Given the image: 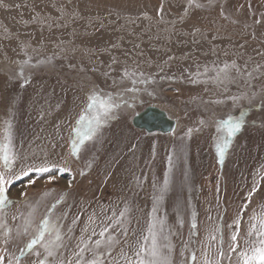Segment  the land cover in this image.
I'll use <instances>...</instances> for the list:
<instances>
[{
    "label": "rangeland",
    "instance_id": "rangeland-1",
    "mask_svg": "<svg viewBox=\"0 0 264 264\" xmlns=\"http://www.w3.org/2000/svg\"><path fill=\"white\" fill-rule=\"evenodd\" d=\"M233 62L242 72L218 82L217 70ZM137 65L156 83L137 85L147 91L134 103L132 93L124 94L128 103L114 113L118 118L85 143L79 158L71 157L72 129L90 89L122 94L132 87L122 79L125 68L131 72ZM149 106L167 112L177 130L164 135L136 129L133 118ZM241 114L245 126L221 164L217 124ZM5 121L13 125L19 155L13 169L18 178L9 187L10 198L19 201L8 210L9 217L17 216L9 219L14 228L29 204L39 202V220L62 199L56 215H65V231L74 230L64 252L71 257L93 213L111 216L127 207L139 233L155 206L173 233L176 264L188 249L199 255L218 216L227 250L228 225L254 182L259 190L241 237L249 214L264 204V0H0V135ZM45 158L56 165L52 172L23 175ZM193 210L198 236L190 234Z\"/></svg>",
    "mask_w": 264,
    "mask_h": 264
},
{
    "label": "snow or ice",
    "instance_id": "snow-or-ice-1",
    "mask_svg": "<svg viewBox=\"0 0 264 264\" xmlns=\"http://www.w3.org/2000/svg\"><path fill=\"white\" fill-rule=\"evenodd\" d=\"M194 2L195 0H189L190 4ZM233 71L241 73V66L235 62L225 63L222 69L217 70L214 78L222 82L221 76L230 79ZM20 75H23V71ZM122 79H128L132 84V87L124 89L122 94L104 93L97 87L90 89L84 112L72 129L74 135L69 141L71 157L79 158L85 143L94 141L104 126L118 118L114 113L128 103L124 94L132 93L130 99L134 103L137 94L147 91V87L140 88L137 85L147 86L156 83L151 76H145L138 65L131 72L125 68ZM24 82L27 84L28 79L25 78ZM148 94L152 95L151 92ZM230 99L236 102L240 98ZM245 122V117L241 114L238 118L222 120L217 124L221 135L215 141V148L221 164L224 163L236 134L243 129ZM5 124L6 127L0 135V264H176L174 258L176 246L171 240L173 233L166 225V218L158 215V208L155 206L152 208L151 219L146 229H141L139 233L131 228L128 219L130 209L127 207L122 211L113 210L111 216H97L93 213L88 217V223L81 230V235L76 238L75 246L71 249V257L64 255V252L69 251L74 230L68 227L65 231V225L61 223L65 215L63 213L56 215L57 204L62 203V199H57L56 203L48 207L39 220L36 219L39 202L29 204L27 214L20 213V223L15 228L10 225L9 219L17 220L16 215L9 217L8 210L19 202L10 198L9 193L10 185L18 178L13 174V169L19 155L15 151L13 125L10 121H5ZM191 132L192 129H189L187 135L190 136ZM168 163L171 171V156ZM55 166L45 158L40 164L29 165L22 172L23 175L30 172L50 173ZM260 180H264V175L260 176ZM168 185L169 180L165 179L163 191H167ZM258 190L259 184L254 182L232 224L228 225L233 230L229 235L227 250L224 246L223 218L218 216V224L209 229L207 240L201 243L199 255L196 250L188 249V256L184 258L182 264H225V260L227 264H264V204L260 205L259 212L252 211L249 214L244 236L241 237L245 212L248 211L252 197ZM21 195L25 196V203H28L27 194ZM48 195L49 193L45 192L42 199ZM159 199L162 200L163 196L161 195ZM197 217L198 213L193 210L190 225V234L193 236L199 234ZM78 220L79 217H76L72 223L76 224ZM180 224L183 225V220ZM21 238H26L23 245H16L17 251H11V246ZM185 247L187 248V245ZM117 248L119 252L114 257L113 253Z\"/></svg>",
    "mask_w": 264,
    "mask_h": 264
},
{
    "label": "water",
    "instance_id": "water-1",
    "mask_svg": "<svg viewBox=\"0 0 264 264\" xmlns=\"http://www.w3.org/2000/svg\"><path fill=\"white\" fill-rule=\"evenodd\" d=\"M133 126L138 130H144L149 134L161 133L173 134L177 128V121L172 119L164 110L149 106L132 120Z\"/></svg>",
    "mask_w": 264,
    "mask_h": 264
},
{
    "label": "bare ground",
    "instance_id": "bare-ground-1",
    "mask_svg": "<svg viewBox=\"0 0 264 264\" xmlns=\"http://www.w3.org/2000/svg\"><path fill=\"white\" fill-rule=\"evenodd\" d=\"M177 129V128H176Z\"/></svg>",
    "mask_w": 264,
    "mask_h": 264
}]
</instances>
